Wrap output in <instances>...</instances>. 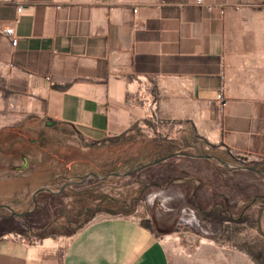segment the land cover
I'll return each instance as SVG.
<instances>
[{"label": "crops", "instance_id": "obj_1", "mask_svg": "<svg viewBox=\"0 0 264 264\" xmlns=\"http://www.w3.org/2000/svg\"><path fill=\"white\" fill-rule=\"evenodd\" d=\"M195 1L0 0V132L60 124L94 143L135 129L264 163V0ZM17 236H0V264H168L132 216L97 214L60 251Z\"/></svg>", "mask_w": 264, "mask_h": 264}, {"label": "rangeland", "instance_id": "obj_2", "mask_svg": "<svg viewBox=\"0 0 264 264\" xmlns=\"http://www.w3.org/2000/svg\"><path fill=\"white\" fill-rule=\"evenodd\" d=\"M153 145L137 132L91 143L60 124L33 123L13 135L1 134L0 205L11 213L0 209V236L40 244L49 239L42 244L51 241L60 251L68 232L84 220L97 214L132 216L161 240L168 264H264V181L251 172L174 156L127 176L89 177L78 184L89 173L125 174L166 156ZM175 152L211 153L173 149L167 154ZM222 161L264 173V163L252 159ZM180 172L188 175L185 184L161 182ZM68 180L74 183L58 194H38L32 206L35 190L55 192ZM26 211L23 217L12 215Z\"/></svg>", "mask_w": 264, "mask_h": 264}, {"label": "water", "instance_id": "obj_3", "mask_svg": "<svg viewBox=\"0 0 264 264\" xmlns=\"http://www.w3.org/2000/svg\"><path fill=\"white\" fill-rule=\"evenodd\" d=\"M174 156H184V154L179 153V152H175V153L169 154V155L164 156V157H162V158H160V159H157V160H155V161H153V162H151V163H147V164H145V165H143V166H140V167H138V168H136V169H134V170L128 171V172L125 173V174L110 173V174H106V175H104V176H102V177H97L95 174H93V173H89V174L86 175V176H82V177H80V178H79L80 180H79L78 184H81L83 181H85V180H86L87 178H89V177L94 178V179H96V180H102V179L107 178V177H121V176H127V175H130L131 173H134V172H136V171H139L140 169H142V168H144V167H147V166H150V165H153V164H157V163L162 162V161H164V160L170 159V158H172V157H174ZM197 158H203V159H206V160L212 161V162H214L215 164H217V165H219V166H221V167H223V168H225V169L231 170V171L251 172V173L255 174L257 177H259L262 181H264V175H263L260 171H258V170H256V169H253V168H250V167H245V166L232 165V164L226 163V162H224V161H222V160L216 158L215 156H213V155H209V154H204V155H201V156H197ZM25 165H26V159L23 158V163H22L21 169H23ZM73 183H74V182H72L71 180H68L66 183H64L62 186H60V187L58 188V190L55 191V192H53V191H51L50 189H47V188H45V187H42V188H39V189L35 190V191L32 193V195H31V204H32V206L35 207V197H36L38 194H40V193H46V194H58V193H60V192L65 188V186L70 185V184H73ZM0 209H4V210H6V211H8V212L11 213V209H10L9 207L5 206V205H0ZM27 213H29V211H26V212L21 213V214H15V213H13L12 215H15V216H19V217H21V216L26 215Z\"/></svg>", "mask_w": 264, "mask_h": 264}, {"label": "trees", "instance_id": "obj_4", "mask_svg": "<svg viewBox=\"0 0 264 264\" xmlns=\"http://www.w3.org/2000/svg\"><path fill=\"white\" fill-rule=\"evenodd\" d=\"M21 129L20 128H16V129H11V130H7V131H3V132H0V135L1 134H9V135H13V134H15L16 132H18V131H20ZM133 132H137V133H140L138 130H135V129H133V130H131V131H129L128 133H125V134H122V135H120V136H124V135H127V134H131V133H133ZM120 136H118V137H120ZM150 139V141L152 142V143H154V147H155V149H156V153L158 154L161 150H165V151H167L168 152V150L169 151H171V150H179L180 148H177L173 143H171V142H169V141H166V140H164V139H161V138H159V137H150L149 138ZM101 142V141H100ZM94 143H99V142H94ZM195 150V149H194ZM196 151V150H195ZM167 152H166V156L168 155L167 154ZM182 154H184V158H189V159H194V161L196 160L197 162H209L208 160H206V159H203V158H197V156H201V155H204V154H206V153H199V154H193V153H188V152H186V153H182ZM210 155H212L211 153H209ZM214 156V155H213ZM160 159V158H159ZM225 162H228V161H225ZM235 164H237L236 162H235ZM254 169V168H253ZM258 170V169H257ZM233 172H237V171H233ZM264 174V173H263ZM187 177H188V175L186 174V173H182V172H180V173H177L176 175H174L173 177H167V176H164V178L161 180V182L162 183H166V184H168V185H171V183L173 182V181H180L181 183L180 184H185L186 183V181L185 180H187ZM110 201H112V202H114V200H111L110 199ZM86 221L87 220H84V221H82L81 223H79L78 225H76L70 232H68V235H71V234H73L76 230H78L81 226H83L85 223H86Z\"/></svg>", "mask_w": 264, "mask_h": 264}, {"label": "built area", "instance_id": "obj_5", "mask_svg": "<svg viewBox=\"0 0 264 264\" xmlns=\"http://www.w3.org/2000/svg\"><path fill=\"white\" fill-rule=\"evenodd\" d=\"M197 4L200 3V0L195 1ZM208 9V8H207ZM3 36L9 41V44L11 47H15L16 45V39L13 37L12 29L11 28H5L2 30ZM215 102L218 105V108L221 110L225 106V102L223 101L222 95L218 93L215 97ZM237 161H241L242 163L247 160V157H235ZM18 237V236H17Z\"/></svg>", "mask_w": 264, "mask_h": 264}, {"label": "flooded vegetation", "instance_id": "obj_6", "mask_svg": "<svg viewBox=\"0 0 264 264\" xmlns=\"http://www.w3.org/2000/svg\"><path fill=\"white\" fill-rule=\"evenodd\" d=\"M21 217H23V216H21Z\"/></svg>", "mask_w": 264, "mask_h": 264}]
</instances>
